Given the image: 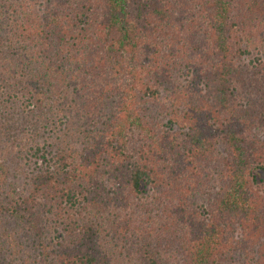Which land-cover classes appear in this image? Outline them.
<instances>
[{
  "label": "trees",
  "instance_id": "trees-1",
  "mask_svg": "<svg viewBox=\"0 0 264 264\" xmlns=\"http://www.w3.org/2000/svg\"><path fill=\"white\" fill-rule=\"evenodd\" d=\"M0 264H264V0H0Z\"/></svg>",
  "mask_w": 264,
  "mask_h": 264
},
{
  "label": "rangeland",
  "instance_id": "rangeland-1",
  "mask_svg": "<svg viewBox=\"0 0 264 264\" xmlns=\"http://www.w3.org/2000/svg\"><path fill=\"white\" fill-rule=\"evenodd\" d=\"M7 124V127L9 128V129H13L12 130V134H14V135H21V133H22V127H23V125H24V123H23V121H21V122H17V121H10V122H8V123H6ZM17 125H18V128L15 130V126L17 127ZM14 126V127H13ZM25 126V125H24Z\"/></svg>",
  "mask_w": 264,
  "mask_h": 264
}]
</instances>
